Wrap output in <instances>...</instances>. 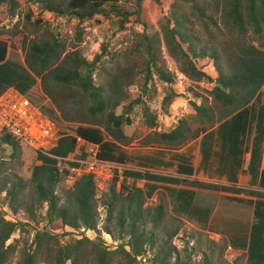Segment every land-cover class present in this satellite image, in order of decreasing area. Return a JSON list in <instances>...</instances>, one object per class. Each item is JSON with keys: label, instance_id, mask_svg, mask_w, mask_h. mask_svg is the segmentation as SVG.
Wrapping results in <instances>:
<instances>
[{"label": "trees", "instance_id": "16d2710c", "mask_svg": "<svg viewBox=\"0 0 264 264\" xmlns=\"http://www.w3.org/2000/svg\"><path fill=\"white\" fill-rule=\"evenodd\" d=\"M29 1L32 0H0V7L6 5L9 14L15 16L20 7ZM154 1L158 3L161 14L156 36L148 31L149 22L145 16L146 0H137L133 10L128 9L127 6L118 5V0H41L44 11L53 12L59 17L76 18L79 21L78 33L80 24L93 19L96 15L118 17L121 19L122 28L132 21L140 22L144 30L143 40L138 46L145 48L139 49L144 66L142 71L146 74L145 89L155 75L170 84L175 81L173 73L166 69V65L160 63L161 51L164 47L170 59L180 67L181 72L199 84L212 99L210 104L192 103L198 116L206 118L210 124L209 129L218 124V128L235 143L248 130L254 118L253 105L261 97V90L264 87V50L252 43L242 42L241 39L238 43H229V50L226 52L228 55L224 61L226 65H224L222 55L218 50L201 47L200 43L198 41L196 43L190 36L183 15L184 11L178 6L177 0L173 2L170 0ZM184 1L197 10L201 16L209 15L204 0ZM209 1L212 9L220 8L224 21L233 30H237L241 37H245L249 31L263 37L264 0ZM200 2H203L202 5ZM219 2L222 4L220 5ZM109 3H112V8L106 7ZM27 19H31V13L27 15ZM41 23L42 19L38 18L35 24ZM58 29L60 30V27ZM61 35L54 31L44 41L33 43L27 55L26 67L8 58L9 45L0 30V96L11 87L29 95L34 88L38 90L36 86L38 77L50 75L51 80L69 87H77L80 90L79 101H86L87 114L91 117L89 123L79 122L72 127L69 133L61 130L62 136L58 144L48 153L38 152L37 160L40 163L34 166L31 177L35 191L32 202H24L20 199L26 191V186L21 179L12 180L1 189L6 192L10 200L12 212L14 214L23 212L25 218H18L14 215L15 219L6 220L0 214V264H5L9 260L19 239L9 244L8 241L17 230L28 231L27 227L31 224H34L35 228L29 231L31 242L23 251L22 264H39L44 250L50 264H80L83 258L89 255H93L96 264H112L115 257L127 258L129 261L126 264H131L137 261L138 256L147 252L148 246L155 247V234L162 226L166 210L163 205H159L155 208L154 216H152V211L145 216L142 209L143 189L134 187L135 191H129V179L171 185H180L185 181L180 177L155 174L148 170L127 169L120 174L119 170L115 169L113 187L110 191L112 196L107 202L108 219L103 229L111 234L118 244L116 247H109L104 239L102 241L99 237L94 241L95 239L92 240L85 235L82 228L99 232V213L96 203L99 185L93 175L70 179V169L78 165L75 160L68 161V168L61 169L59 163L75 154L81 148V141H85V143L98 147V159L117 165L123 164L126 159L118 152L121 145L128 141L123 127L133 124V118L128 111L134 104L143 103V99L138 98L120 114L115 111L117 103H120L118 102L120 98L118 79L114 78L107 86V84H98L94 78L102 55H97L94 60L89 61L77 53L76 55L67 53L61 64L53 68L67 51ZM103 53L110 55L105 44ZM209 67L215 69L216 76L207 71ZM177 97L174 89L164 96L162 106L166 113L170 112V107ZM197 97H202V95L197 93ZM252 102L253 105L249 106ZM100 115H103L104 119H98ZM143 116L147 127L156 131L158 139L169 145L182 146L190 139L199 136L201 132L209 130L203 128L193 133L187 121L182 119L168 131L158 132L156 130L158 127L157 114L152 112L149 105H143ZM0 139L2 144L14 151L13 154L21 148L20 141L8 132L0 133ZM86 157L88 153L82 149L81 155L77 158ZM3 164L4 161L0 160V166ZM184 171L193 174L194 170L181 165L179 173ZM121 177L123 178L120 192L124 194L127 192L126 199L129 201L136 199L137 204L135 209H132L130 205L128 208L123 206L114 222L112 217L114 209L118 208L117 202L120 196L115 192V188ZM262 178L264 180V172ZM66 180H72V185L63 188L66 194L61 197L58 194V188ZM156 187L157 185H154L153 189ZM187 192L192 196L195 194L192 190H180V195ZM45 206L46 213L42 215L39 210ZM149 216H152V219ZM150 220H152L151 226H149ZM41 222H45L44 227L40 225ZM112 224L115 228H112ZM39 225L41 227H37ZM64 228H67L68 234L73 237L61 243L54 234ZM263 234L264 225L255 224L251 232L248 251L249 259L259 258L261 264L264 262ZM175 235L176 231L171 232L169 239H173ZM53 240H57L55 249L51 248ZM88 245L92 246V250H87ZM166 246L167 248L155 247L159 249L151 259L152 264H171L173 256L179 255L177 247L174 245L169 247L167 242ZM260 251H263V255L259 254ZM177 260L175 264H181L179 257ZM183 264L192 263L189 260Z\"/></svg>", "mask_w": 264, "mask_h": 264}, {"label": "rangeland", "instance_id": "374dc122", "mask_svg": "<svg viewBox=\"0 0 264 264\" xmlns=\"http://www.w3.org/2000/svg\"><path fill=\"white\" fill-rule=\"evenodd\" d=\"M136 1L137 0H118V5L127 6L128 9L133 10ZM170 1L173 2V0ZM177 1L178 6L182 7L184 11V13H182L185 16L187 22L186 27L190 36L196 43L198 41L201 47H205L208 50H218L222 55V62L227 58L228 54H226V52L229 50V43H238L240 39L242 42L252 43L264 50V35L260 37L252 31H249L245 37H241L237 30H233L232 27L224 21L220 8L212 9V4H210L209 0H204L206 8L209 10V15L205 17L197 13V10L184 0ZM200 3L202 5L203 2ZM219 4L221 5L222 3L219 2ZM106 7L112 8V3L107 4ZM1 8L5 9L8 15L11 16L6 5L1 6ZM29 13H31L30 20L27 19ZM160 15L158 3L154 0H146L145 16L149 22L148 31L153 36H156L158 33ZM11 17L13 20L16 19V21H10L9 28L2 26L0 29L4 40H6L9 45L8 58L10 60L27 67L26 59L30 46L33 43L44 41L50 33L57 31L62 34L61 37L67 46V51L53 68L61 64L67 53H74L75 55L77 53L89 61L94 60L97 55H102L97 64L94 78L98 84H107V86L114 78L118 79L120 85V98L118 102L120 103H117L118 106L115 108V111L120 114L138 98L143 99V103L134 104L128 111L133 118V124L123 127L125 134L128 136V141L122 144L118 149V152L123 154L126 159L123 164L119 165L118 170L120 174L133 167L138 166L142 170L147 167V164L144 163V159H140V161L136 160L138 159L136 154L149 151L151 150L150 147L172 149L181 147L172 144L169 145L160 141L156 131L147 127L143 116V105H149L152 112L157 114L158 127L156 130L158 132L168 131L175 127L182 119L187 121L190 131L193 133H197V130L201 131L203 128L209 129L210 124L205 117L198 116L192 103L195 102L198 105L201 103L210 104L212 99L199 84L193 82L181 72L180 67L170 59L164 47L161 51L162 59L160 63L166 65V69L173 73L175 81L173 84H170L155 75L145 89L146 74L142 71L144 66L139 52L140 48H145L143 46H138L143 40L142 35L144 30V26L140 22L132 21L127 23L125 28H122L120 18L114 15L111 17L96 15L93 19L80 24L78 33L77 26L79 21L76 18L69 16L59 17L53 12L44 11L41 0H32L25 3L20 7L18 13ZM38 18L42 19L41 24H35ZM59 27L60 30L58 29ZM104 44L107 46V50L110 53L109 56L103 53ZM228 53H230V51ZM224 65H226L225 62ZM207 71L216 76V71L213 67H209ZM36 86L38 90L34 88L28 96L42 106L44 110L46 109V113L56 120L62 131L69 133L72 131V127L77 123H89L91 121V117L87 114L86 101H79L81 92L77 87H69L53 81L50 75L38 77ZM171 89L176 91L178 97L171 105L170 112L166 113L162 103L164 96L170 92ZM197 93L202 95V97H197ZM98 119H104V116L100 115ZM216 125L217 124H215L214 127ZM193 139L194 138L190 140ZM20 144V150L13 154L14 151L10 147L2 144L0 139V160L4 161V164L0 166V214L3 215L6 220L15 219L14 215L24 219L25 215L23 212L17 214L12 212L10 200L6 196V192L1 191L5 184H9L12 180L21 179L26 186V191L20 198L21 201L32 202L35 197L31 177L34 166L40 163L37 160L38 152L22 143ZM86 144L81 141V148L75 154H72L69 158L59 163L61 169L68 168V161H77V159H79L77 157L81 155L82 149L85 152L89 150ZM113 177L106 183L100 184L97 194L96 203L99 213V228L101 229H103L106 224V219H108L107 202L111 200L112 196L110 191L113 187ZM122 178L123 177L120 178L115 188V192L118 195L120 194V196L117 202L118 208L114 209L112 217V221L114 222L117 220L119 210L123 208V206L128 208V205H130L132 209H135L137 204L136 199L131 201L126 199L127 192L125 194L120 192ZM70 185H72V180L63 182L58 188V194L61 197L65 196L66 192L63 188ZM143 185L144 181L142 180L133 181L132 178L129 179V191H135L136 188L134 189V187L143 189L142 209L145 216L149 215L148 213L150 211L153 212L152 216H154L155 208L159 205L165 207L166 211L162 219V226L156 231L154 245L155 247L167 248V242L169 247H173V245L177 247L179 255L173 256L171 264H175L178 261V257L180 258L181 264L189 260L192 264H248L247 254L243 247L239 246L236 248V246H233V248L230 249V242L224 236L219 240L211 239L209 232H206L207 230L197 228V223H189L185 216L179 215L176 211L172 210L171 206L174 202L171 203V197L169 195L166 196V192L159 191L153 200L151 199L153 196L151 197L148 193L146 194V188L148 186L146 185L147 187L145 188ZM198 186L200 188L203 187L200 185L196 187ZM229 192L241 194L239 191L231 190ZM20 203L21 202H19V204ZM39 211L44 215L46 213V206ZM152 216L149 217L152 219ZM149 222V226H151L152 220ZM44 224L45 222H41L40 225L44 227ZM40 225L37 227H41ZM33 228H35V226L31 224L27 227L28 231L23 232L17 230L15 232L8 241V244L13 243L15 239H19V242L16 244L14 252L5 264H22L23 251L31 242L29 231H33ZM112 228H115L114 224H112ZM68 231L67 228L58 230L57 232L55 231L56 233L54 235L58 242L65 243L68 239L73 237L68 234ZM173 231H176V235L170 240L169 234ZM101 233L102 231L99 230L97 236L94 238L95 240H92L96 241L100 237L103 241L104 232L102 233L103 236ZM94 236L95 235H93V237ZM57 240L52 241V249L57 248ZM108 243H110V241H108ZM87 247V250H92V246L88 245ZM155 247L148 246L147 252L138 256L137 261L131 264H152L151 259H153L159 249ZM47 259L48 256L44 250L39 264H50ZM127 261H129L127 258L115 257L112 264H126ZM80 264H96V262L93 255H89L84 257Z\"/></svg>", "mask_w": 264, "mask_h": 264}, {"label": "crops", "instance_id": "0c3cea01", "mask_svg": "<svg viewBox=\"0 0 264 264\" xmlns=\"http://www.w3.org/2000/svg\"><path fill=\"white\" fill-rule=\"evenodd\" d=\"M252 105L253 102L249 104ZM253 107L254 118L236 144L217 124L178 149L150 147L151 150L136 154V160L144 159L147 167L132 170L184 179L180 185L142 181L143 187L150 188H146V194L153 196L151 199L159 191L166 192L174 202L173 211L185 216L189 223H197V228L207 230L213 240L226 237L230 249L243 247L248 264H261L259 258L249 259L248 251L253 226L264 225V88ZM181 165L193 168V174L179 173ZM180 190L195 194L180 195ZM259 254L263 255V251Z\"/></svg>", "mask_w": 264, "mask_h": 264}, {"label": "built area", "instance_id": "2783aa9c", "mask_svg": "<svg viewBox=\"0 0 264 264\" xmlns=\"http://www.w3.org/2000/svg\"><path fill=\"white\" fill-rule=\"evenodd\" d=\"M12 20L13 18L8 15L7 11L0 7V26L9 28V23ZM3 132L10 133L20 143L42 153H48L58 144L62 136L61 128L56 120L28 95L14 88L8 89L0 96V133ZM86 145L89 147V150L86 151L88 157L77 159L78 165L70 169V178L74 180L84 175H93L100 186L114 176L115 169H119V165L98 159V147L89 143ZM81 230L91 239H94L98 232L86 228ZM98 230L104 232V236L101 234L106 245L117 246L118 242L113 239L111 234L99 228V225ZM93 235L95 236L93 237Z\"/></svg>", "mask_w": 264, "mask_h": 264}]
</instances>
